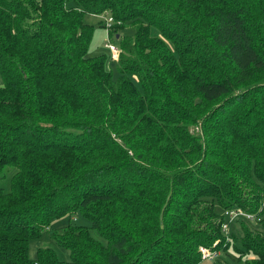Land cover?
I'll return each instance as SVG.
<instances>
[{
	"label": "trees",
	"instance_id": "1",
	"mask_svg": "<svg viewBox=\"0 0 264 264\" xmlns=\"http://www.w3.org/2000/svg\"><path fill=\"white\" fill-rule=\"evenodd\" d=\"M102 13L108 37L134 27L116 76L87 54ZM54 222L68 258L31 257ZM200 246L264 264V0H0V264H200Z\"/></svg>",
	"mask_w": 264,
	"mask_h": 264
},
{
	"label": "rangeland",
	"instance_id": "2",
	"mask_svg": "<svg viewBox=\"0 0 264 264\" xmlns=\"http://www.w3.org/2000/svg\"><path fill=\"white\" fill-rule=\"evenodd\" d=\"M109 17H110L109 13H102L101 15H96V14H86L85 15V20L94 25L93 35H92V38H91L89 46H88L87 54L90 56L91 55L92 56L97 55V54H105L107 56L108 66L112 70L114 75L116 76L118 73L116 58H113L111 52L105 47V41L110 40L112 43H114L115 45L118 46V44H117L118 39L116 38V35L119 34L120 38L126 37V36L132 37L134 35V27L132 25H127L124 28L117 29V31H113L112 36L108 37V28H107V26L106 27L103 26L101 22L105 23V21ZM134 79H136V78H134ZM1 184L4 186V188L6 190H8L10 187L9 177L7 176V177L3 178L1 180ZM60 220H61L60 223L64 224L67 222V217H63ZM76 222L88 224V222H86L83 219V217L77 218ZM54 223L52 224L51 228L42 232V235L40 236V238L33 239L30 242L29 254L31 255V257H35L36 249L38 246L54 245L56 247V249L58 250L59 254L61 253L60 254L61 257L68 258V256H69L68 250L58 248L57 245L52 240L51 230L54 229L55 225H56V223L55 224ZM235 243H236V245H240V239H237V241ZM227 251H228V253H224L222 250H220V253L217 257H215L214 259H203L200 262V264H215L217 261L224 262L227 264H244L243 260H240L238 258V255L234 251L233 246L231 248H229Z\"/></svg>",
	"mask_w": 264,
	"mask_h": 264
},
{
	"label": "built area",
	"instance_id": "3",
	"mask_svg": "<svg viewBox=\"0 0 264 264\" xmlns=\"http://www.w3.org/2000/svg\"><path fill=\"white\" fill-rule=\"evenodd\" d=\"M110 22H112L111 16L105 21V23L107 24V26H109ZM105 46L109 48L113 58H116L118 56L119 47L117 45L112 43L110 40H106ZM225 214L228 216V221H232L241 215L249 219H253L255 217L254 214L243 211L241 209H237V208L227 209L225 210ZM228 221H224L222 223V230L225 233L227 239H228V231H229ZM219 253H220V250L212 249L208 246H200L201 259H214L215 257L219 255Z\"/></svg>",
	"mask_w": 264,
	"mask_h": 264
}]
</instances>
